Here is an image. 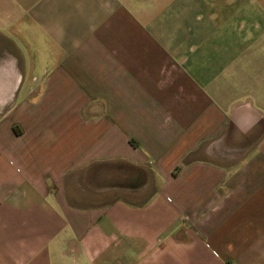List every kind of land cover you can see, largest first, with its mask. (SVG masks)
<instances>
[{"label": "crops", "instance_id": "0c3cea01", "mask_svg": "<svg viewBox=\"0 0 264 264\" xmlns=\"http://www.w3.org/2000/svg\"><path fill=\"white\" fill-rule=\"evenodd\" d=\"M0 264H264V0H0Z\"/></svg>", "mask_w": 264, "mask_h": 264}, {"label": "rangeland", "instance_id": "374dc122", "mask_svg": "<svg viewBox=\"0 0 264 264\" xmlns=\"http://www.w3.org/2000/svg\"><path fill=\"white\" fill-rule=\"evenodd\" d=\"M113 169L112 170H115V168L114 167H112ZM116 175V174H115ZM117 176V175H116Z\"/></svg>", "mask_w": 264, "mask_h": 264}]
</instances>
